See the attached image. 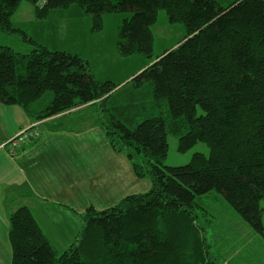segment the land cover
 Returning <instances> with one entry per match:
<instances>
[{
	"label": "trees",
	"instance_id": "trees-1",
	"mask_svg": "<svg viewBox=\"0 0 264 264\" xmlns=\"http://www.w3.org/2000/svg\"><path fill=\"white\" fill-rule=\"evenodd\" d=\"M38 1L0 0V30L12 32L13 13L28 2L41 19L56 10H81L97 30L105 16H126L117 40L125 58H151V26L161 10L170 23L184 25L185 36L130 76L136 90L150 85V97H136L132 88L125 103L115 101L122 88L99 81L77 54L34 40L26 54L0 47L1 104L20 107L33 122L97 104L111 148L126 155L138 179L151 182L149 191L113 206H89L62 253L29 207L17 208L9 217L11 264H218L209 255L206 212L197 202L208 196L264 238V0L228 6L217 0H46L42 7ZM169 136L181 154L197 143L210 154L165 166Z\"/></svg>",
	"mask_w": 264,
	"mask_h": 264
},
{
	"label": "crops",
	"instance_id": "crops-1",
	"mask_svg": "<svg viewBox=\"0 0 264 264\" xmlns=\"http://www.w3.org/2000/svg\"><path fill=\"white\" fill-rule=\"evenodd\" d=\"M101 116L98 105L90 104L33 122L20 107L0 103V264H11L9 217L19 207H29L62 253L80 231V215L89 206L107 208L151 189L148 179L135 176L126 155L111 148ZM35 123L39 135L31 144L13 156L1 147Z\"/></svg>",
	"mask_w": 264,
	"mask_h": 264
},
{
	"label": "rangeland",
	"instance_id": "rangeland-1",
	"mask_svg": "<svg viewBox=\"0 0 264 264\" xmlns=\"http://www.w3.org/2000/svg\"><path fill=\"white\" fill-rule=\"evenodd\" d=\"M217 1L223 6H228L234 0ZM125 17L122 14L105 16L102 28L97 30L94 29L93 17L81 10L79 13L72 8L56 10L47 18L41 19L35 15V7L32 4L21 2L11 17L13 31L5 33L0 30V47L26 54L35 47L30 42L34 40L51 51L77 54L89 63L92 73L99 81L119 85L117 91L122 88L115 95V101L125 103L130 99L129 91L134 87L130 83L133 77L130 76L152 65L165 50L172 48L185 36L184 25L170 23L166 12L161 10L158 12L157 21L151 26V58L141 54L121 57L117 50V40L119 27ZM133 89L136 97L142 95L148 98L151 93V87L147 84L140 89ZM45 102L47 101L43 103ZM198 114H201L200 110ZM177 148V139L169 136L165 166H184L196 153L206 157L210 154L208 147L203 143H197L183 154L179 153ZM197 202L206 212V242L209 255L215 262L225 264L230 257L229 264H264L263 237L254 233L224 202L211 196L198 198ZM24 204L28 205V201L25 200ZM105 207L98 205L99 210ZM261 210L264 226V201L261 202Z\"/></svg>",
	"mask_w": 264,
	"mask_h": 264
},
{
	"label": "built area",
	"instance_id": "built-area-1",
	"mask_svg": "<svg viewBox=\"0 0 264 264\" xmlns=\"http://www.w3.org/2000/svg\"><path fill=\"white\" fill-rule=\"evenodd\" d=\"M46 3V0H39L38 6L42 7ZM38 123L31 124L25 128H22L14 138H12L8 143L1 145V147H6L9 155H15L16 151L23 148L24 145L31 144L38 138L37 131Z\"/></svg>",
	"mask_w": 264,
	"mask_h": 264
}]
</instances>
